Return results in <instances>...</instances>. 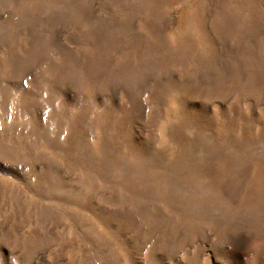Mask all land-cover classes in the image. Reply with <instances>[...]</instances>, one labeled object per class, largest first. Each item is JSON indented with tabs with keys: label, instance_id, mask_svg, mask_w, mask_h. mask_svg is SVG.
<instances>
[{
	"label": "rangeland",
	"instance_id": "1",
	"mask_svg": "<svg viewBox=\"0 0 264 264\" xmlns=\"http://www.w3.org/2000/svg\"><path fill=\"white\" fill-rule=\"evenodd\" d=\"M0 264H264V0H0Z\"/></svg>",
	"mask_w": 264,
	"mask_h": 264
}]
</instances>
